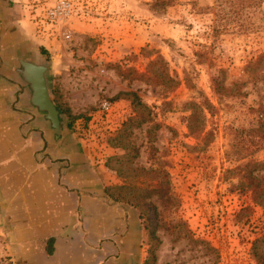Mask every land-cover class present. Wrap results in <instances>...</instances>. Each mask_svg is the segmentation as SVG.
<instances>
[{"label":"rangeland","instance_id":"1","mask_svg":"<svg viewBox=\"0 0 264 264\" xmlns=\"http://www.w3.org/2000/svg\"><path fill=\"white\" fill-rule=\"evenodd\" d=\"M26 4L46 33L65 134L140 215L143 257L264 264V206L249 186L259 179L264 196V0ZM193 108L199 135L187 126Z\"/></svg>","mask_w":264,"mask_h":264},{"label":"crops","instance_id":"2","mask_svg":"<svg viewBox=\"0 0 264 264\" xmlns=\"http://www.w3.org/2000/svg\"><path fill=\"white\" fill-rule=\"evenodd\" d=\"M28 8L26 0H0L4 264H143L140 215L110 196L109 173L74 136L65 134L62 120L57 133L31 103L32 91L18 74L19 62L48 66L50 59L41 52L46 50V33L37 31ZM47 79L50 87L49 70ZM155 264L165 263L161 257Z\"/></svg>","mask_w":264,"mask_h":264},{"label":"water","instance_id":"3","mask_svg":"<svg viewBox=\"0 0 264 264\" xmlns=\"http://www.w3.org/2000/svg\"><path fill=\"white\" fill-rule=\"evenodd\" d=\"M19 63L18 74L32 91L31 103L46 114L51 126L59 133L61 119L47 79L48 66L27 60H20Z\"/></svg>","mask_w":264,"mask_h":264},{"label":"trees","instance_id":"4","mask_svg":"<svg viewBox=\"0 0 264 264\" xmlns=\"http://www.w3.org/2000/svg\"><path fill=\"white\" fill-rule=\"evenodd\" d=\"M41 52L42 53H45V55H46V58H47V60H49L50 59V56H49V52L47 51V50H45V49H41ZM130 95H133V97H134V99H133V102H134V104L136 105V106H138L139 107V109H140V113H142V112H144V110H147V106L145 105V104H143L141 101H140V99H138L137 97H136V95L134 94V93H129ZM56 108H57V110L59 111V116H60V119L62 120V113H63V110L61 109V107L59 106V105H57L56 104ZM199 114H200V112L197 110V108H193V110L190 112V114L188 115V121H187V126H188V130L190 131V133L192 134V135H199L200 133H202V131H203V124L201 123V122H203V120L202 119H200L198 116H199ZM130 120H133L132 118L130 119ZM142 120H143V118H142ZM69 125H71V124H69ZM257 132H259V130L256 128H254V129H252V133L254 134V133H256L257 134ZM250 135V134H249ZM258 135V134H257ZM253 137H255L256 135L254 134V135H252ZM256 142L257 143H262V142H264V132L262 131V132H260V136L257 138V140H256ZM256 165H259V164H256ZM252 177V176H251ZM252 178H254V177H252ZM255 179H257V178H255ZM260 185H261V183H259V179H257L256 180V183L255 184H253L252 186L251 185H249L250 187H252L251 189V191L255 194V196H254V198L262 205V206H264V196L262 195V193H261V190H262V188L260 187ZM108 190H109V188H108ZM110 194V196H112L113 197V199H115V200H119V198L117 197V196H114L111 192L109 193ZM143 264H152V262H148V260L146 259L145 261H144V263Z\"/></svg>","mask_w":264,"mask_h":264},{"label":"built area","instance_id":"5","mask_svg":"<svg viewBox=\"0 0 264 264\" xmlns=\"http://www.w3.org/2000/svg\"><path fill=\"white\" fill-rule=\"evenodd\" d=\"M66 4L62 2L61 6L58 7L59 10H53L50 12L52 16H62L65 13ZM104 108L107 109V104H104Z\"/></svg>","mask_w":264,"mask_h":264}]
</instances>
